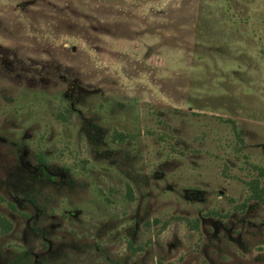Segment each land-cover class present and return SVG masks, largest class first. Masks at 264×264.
I'll return each instance as SVG.
<instances>
[{"label":"rangeland","instance_id":"rangeland-1","mask_svg":"<svg viewBox=\"0 0 264 264\" xmlns=\"http://www.w3.org/2000/svg\"><path fill=\"white\" fill-rule=\"evenodd\" d=\"M254 178L264 0H0V264H264Z\"/></svg>","mask_w":264,"mask_h":264},{"label":"trees","instance_id":"trees-1","mask_svg":"<svg viewBox=\"0 0 264 264\" xmlns=\"http://www.w3.org/2000/svg\"><path fill=\"white\" fill-rule=\"evenodd\" d=\"M122 137V135L120 136ZM250 198L260 203H264V186L259 185L258 179L254 178L247 182Z\"/></svg>","mask_w":264,"mask_h":264}]
</instances>
